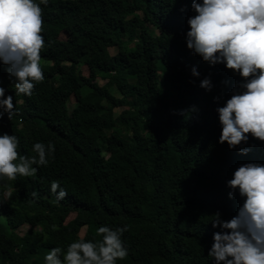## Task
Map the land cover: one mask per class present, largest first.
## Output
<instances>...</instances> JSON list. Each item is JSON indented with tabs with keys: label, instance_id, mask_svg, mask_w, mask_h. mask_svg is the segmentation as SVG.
Returning <instances> with one entry per match:
<instances>
[{
	"label": "trees",
	"instance_id": "trees-1",
	"mask_svg": "<svg viewBox=\"0 0 264 264\" xmlns=\"http://www.w3.org/2000/svg\"><path fill=\"white\" fill-rule=\"evenodd\" d=\"M41 7L45 80L31 97L17 95L0 63V87L17 109L0 118V135L18 136L20 155H35L38 141L56 150L35 176L0 180V219L28 226L8 235L0 221V264H45L51 248L66 249L81 230L86 240L101 239L95 230L103 225H127L128 256L116 264H217L208 252L221 229L210 220L217 211L223 220L236 214L243 198H229L226 182L242 164L264 165V141L249 134L232 149L218 142L216 108L233 89L243 91L242 78L186 47L191 0H48ZM62 27L71 34L59 39ZM117 57L129 61L128 75ZM81 64H91L88 76L79 74ZM97 76L113 79L115 91ZM205 77L210 91L199 86ZM53 180L68 192L60 202ZM8 191L12 198L4 199Z\"/></svg>",
	"mask_w": 264,
	"mask_h": 264
},
{
	"label": "clouds",
	"instance_id": "clouds-1",
	"mask_svg": "<svg viewBox=\"0 0 264 264\" xmlns=\"http://www.w3.org/2000/svg\"><path fill=\"white\" fill-rule=\"evenodd\" d=\"M47 4L48 0H0V63L15 80L17 95L31 97L35 85L45 80L40 64L45 47L41 5ZM191 10L195 14L187 19L186 47L210 65L222 63L242 78L238 87L243 91L233 89L224 106L216 108L222 126L218 142L232 149L246 143L249 134L264 141V0H191ZM191 73L200 75L195 67ZM199 86L207 91L213 87L209 77ZM0 97V118L6 113L10 120L17 113L13 96H5V88L0 87ZM18 145V136L0 135V180L35 176L56 150L53 142L38 141L32 146L35 155L26 156L20 155ZM249 151L240 149L241 154ZM226 185L229 198L238 192L242 203L228 220L221 219L219 211L213 213L212 227L221 231L213 233L208 255L217 264H264V165L238 166ZM50 191L57 202L68 195L57 180L51 181ZM12 195L8 191L4 199ZM31 196L36 198L37 192ZM53 230L58 226L53 225ZM127 230V225L99 226L95 234L101 239L80 237L66 249L53 247L44 257L45 264H116L128 256L122 239Z\"/></svg>",
	"mask_w": 264,
	"mask_h": 264
},
{
	"label": "rangeland",
	"instance_id": "rangeland-1",
	"mask_svg": "<svg viewBox=\"0 0 264 264\" xmlns=\"http://www.w3.org/2000/svg\"><path fill=\"white\" fill-rule=\"evenodd\" d=\"M70 34H71V32L68 29H65V28L62 27L60 29V31L58 32L57 36H58L59 39H64V38L70 36ZM147 41H149V44H150V43H152L153 39L152 38H150V39L148 38ZM110 53L113 54V55L116 54V49H110ZM116 61L123 68L122 69L123 74L128 75L127 74V68L130 66L129 61L127 59L121 58V57H117ZM89 66H91V64H89V65L88 64H81L78 67L79 74L81 76H88L89 69H90ZM68 68H69L68 64H62V65H60L59 70L60 71H67ZM95 80L98 83V85L108 88L111 92L115 91V81L113 79L109 80V78H104V77L97 76ZM95 100L98 101V100H100V98L96 97ZM75 104H76L75 99L73 97H71L70 104H69L70 108L75 106ZM119 111H120V109H116L114 111V115H117ZM19 128L21 130H25L26 125L23 123V124H21L19 126ZM72 217H73V214H70L68 216V219H70ZM0 221L3 224L2 225V229L8 235L10 234V232H15V233H18V234H22L28 229V226L21 224L19 222V220L16 219V218L7 219L6 217L2 216ZM83 233H84L83 230H81L79 233H77V237L78 238L81 237L83 235ZM53 241L56 243V245H60L61 244L60 240L58 239L57 234H55L53 236Z\"/></svg>",
	"mask_w": 264,
	"mask_h": 264
}]
</instances>
